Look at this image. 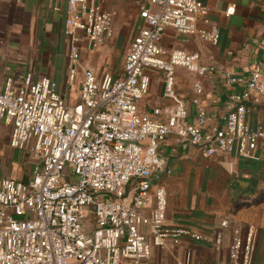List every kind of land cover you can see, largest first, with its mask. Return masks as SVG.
<instances>
[{
  "label": "built area",
  "instance_id": "built-area-1",
  "mask_svg": "<svg viewBox=\"0 0 264 264\" xmlns=\"http://www.w3.org/2000/svg\"><path fill=\"white\" fill-rule=\"evenodd\" d=\"M148 2H138L143 24L119 73L83 64L79 50L82 38L90 48L112 35V13L96 0H67V89L30 70L18 78L8 73L0 82V119L11 123L10 145L34 159L27 180L6 177L0 183V264H150L153 245L207 240L202 232L166 222V187L153 184L161 172H171L161 143L172 133L204 156L232 149L255 156L264 124L247 122L246 101L264 96V62L252 58L247 77L222 68L226 83L244 82L245 90L231 91L223 122L206 127L201 76L218 66L203 62L199 52L167 49L161 38L170 27L216 43L219 28L200 25L207 21L200 0ZM233 10L228 5L225 13ZM177 65L198 75L188 100L175 89ZM156 71L163 72L167 102L149 110L140 101ZM255 232L253 224L244 234L233 231L227 264H251ZM189 257L187 251L178 264H189Z\"/></svg>",
  "mask_w": 264,
  "mask_h": 264
},
{
  "label": "crops",
  "instance_id": "crops-1",
  "mask_svg": "<svg viewBox=\"0 0 264 264\" xmlns=\"http://www.w3.org/2000/svg\"><path fill=\"white\" fill-rule=\"evenodd\" d=\"M92 1V0H87ZM112 13L113 33L109 38L87 47L80 42L83 64L95 66L97 71L119 73L124 54L132 36L143 24L138 14V2L148 0H96ZM207 8V21L200 25L216 24L219 38L216 43L184 35L166 28L161 41L167 48H182L199 52L203 62L218 67L201 76L204 89L201 102L205 106V126L221 124L227 113V99L231 91L242 92L245 83L228 84L222 68L247 77L252 58L264 62L261 42L264 41V0H200ZM228 5L234 10L226 14ZM67 0H0V82L8 73L20 77L30 70L35 76L53 77L59 89L67 87L69 35L65 31ZM57 56L58 65L53 60ZM18 64V65H16ZM175 89L183 98L192 95V84L198 75L177 65ZM167 102L163 94V72L151 73L147 94L140 106L151 109ZM247 122L251 126L264 124V96L246 101ZM189 119L194 108L189 104ZM11 123L0 119V183L11 177L27 180L31 174L33 157L10 145ZM159 152L167 160L170 173L161 172L153 184L162 183L167 190L166 222L185 225L202 232L208 239L192 241L184 237L178 244L152 246L150 264L183 263L189 251V264H227L228 247L234 230L244 234L247 226H255V245L251 264H264V135L257 143L255 156H239L235 149L204 156L199 147L185 144L170 133L161 143ZM154 187V186H153ZM221 235L219 244L217 235Z\"/></svg>",
  "mask_w": 264,
  "mask_h": 264
},
{
  "label": "rangeland",
  "instance_id": "rangeland-1",
  "mask_svg": "<svg viewBox=\"0 0 264 264\" xmlns=\"http://www.w3.org/2000/svg\"><path fill=\"white\" fill-rule=\"evenodd\" d=\"M57 60H58V58H57V56H55V58L53 60V64H54L55 67H57V65H58V61ZM16 65H18V64H16ZM16 69H18V71H20V72H25V69L20 70L21 69L20 66H16ZM76 99H77L76 94L74 92H72L71 97H70V101H74ZM71 169H72V165L69 166V170H71ZM68 179L69 178H68V176L66 174H64V175L61 176V180L62 181H67Z\"/></svg>",
  "mask_w": 264,
  "mask_h": 264
}]
</instances>
